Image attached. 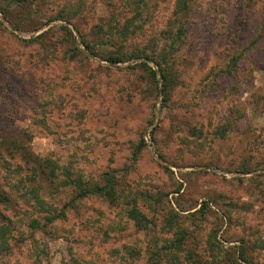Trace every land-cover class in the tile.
Here are the masks:
<instances>
[{"label":"rangeland","instance_id":"1","mask_svg":"<svg viewBox=\"0 0 264 264\" xmlns=\"http://www.w3.org/2000/svg\"><path fill=\"white\" fill-rule=\"evenodd\" d=\"M175 2L0 0V136L14 143L23 131L37 156L25 167L0 144V187L11 194L0 223L12 220L0 264H235L243 252L264 264V0H195L186 38L166 61ZM119 27L133 37L117 38ZM111 50L124 61L99 55ZM156 61L171 66L166 92ZM47 161L61 182L68 171L96 181L125 171L120 183L133 196L161 199L149 214L155 227L140 230L100 196L49 224L31 205L36 192L60 209L68 188L41 180L42 190L17 194L35 185L25 175L49 173ZM200 207L196 219L175 214ZM184 234V250L170 247Z\"/></svg>","mask_w":264,"mask_h":264},{"label":"trees","instance_id":"2","mask_svg":"<svg viewBox=\"0 0 264 264\" xmlns=\"http://www.w3.org/2000/svg\"><path fill=\"white\" fill-rule=\"evenodd\" d=\"M133 0H131L132 2ZM195 0H176L175 5L173 7L172 13L169 16L166 26L167 28L163 30V34L169 35V37H166V39H170L169 43V50L167 51V53L165 54L166 56V61L168 59V56L171 55H175L176 51L179 49V42L182 43L185 38H186V31H187V27L191 21L190 18V14H191V10L194 7ZM139 4V1H136ZM130 4V2H129ZM0 11L3 12L4 8L1 7ZM263 15V20L261 22V34H264V13ZM126 27L130 26L129 22H126ZM119 34L116 37H124L122 39L123 42H126L127 40L131 39L133 37V33L130 32L129 28H118ZM85 45V47L89 50H91L92 45L89 43H83ZM244 50V49H243ZM92 51V50H91ZM248 51V50H247ZM82 53V51H80ZM116 53H118L116 50H111L109 54H104V53H100L99 55H101L103 57V59L112 62V63H119L121 61H124V54H120L117 55ZM144 55V54H143ZM244 54L241 52L239 53L238 56L242 57ZM146 56L148 57V54H146ZM131 57H139V55H134V56H128L126 58H131ZM171 58V57H169ZM234 58V55L231 57V59ZM157 65L159 66L160 70L162 71V77H163V91L166 92V90L169 87V80H168V69L171 68V66H166L164 63L160 62V61H156ZM144 66H146L147 68V72L148 74L152 77V78H156L157 76V72L148 65V63L144 62L143 63ZM226 71L227 68L225 69ZM157 80H155L156 82ZM157 88V85H156ZM16 132V130L13 131V133ZM192 133V132H191ZM195 134V132H194ZM29 135V134H28ZM13 137H18V139H14L15 142L13 143L12 141L9 140L8 137H4V136H0V144L4 145L6 149H12V155L13 156H18L20 157V159L22 160V162L24 163V166H29L32 167V165H34L37 162V156L34 155V153L31 151L30 147H29V138L26 136V134L23 131H19L18 133L15 134V136ZM141 143L139 148L135 151V154H132L131 159H133V155L138 156L141 152H142V146L145 145V139L142 136L141 137ZM203 148H201V150H197L198 152H201ZM41 162V161H38ZM48 162V161H47ZM50 166V171L49 173H47L44 170H40V176L39 180H37L36 178H34V176H30L29 174L25 175L22 178V182L23 184H26L28 181L33 180L35 182L34 186H30L31 188L27 187L26 189L28 190H21V192H17L18 195H24L23 193L27 192V193H31V192H36V191H40L42 190L43 186H47L46 184H57L58 187H56V189L62 188V187H66L70 190V193L72 194V198L70 200H68V202L62 207V208H55L57 206H55L53 203L49 202L47 199H45L46 196H40V194H37L36 192V196L33 199V202L31 205H38V206H43L45 209V211L47 212V214H45L44 217H46L47 222L49 224H51V222L55 221L57 218H62L64 217L66 214V211L68 209H73V210H77L79 209V201H82L86 198L92 197V196H100L104 199H106L108 202L113 203L114 205H119L122 206V208L125 207L126 209V213L128 214V218H130L131 220H133L136 224V226L140 229V230H145L148 231V229H150L151 224L153 223L152 221H149V214L151 211H154L155 213L158 212V208L159 205L161 203V199L159 198H153L154 194H149V193H144V192H139L137 193L135 196H133L134 192H132V188H130L128 186V184H124L122 185L120 183L121 179L123 176L126 175L125 171H122L121 169H116V168H112V170L104 172L103 174V179L100 180H94V178H83L82 176L76 175V176H72V172L68 171V177L67 180L65 181H59L58 180V175L56 174V170L55 168V164H49ZM36 167L38 168V166L36 165ZM35 167V168H36ZM168 168V167H166ZM44 182H42V181ZM38 182V183H36ZM53 182V183H52ZM59 183V184H58ZM11 184H13L11 182ZM37 184V185H36ZM178 186L177 191L176 192H180L181 187H182V183L177 184ZM52 192V191H51ZM133 193V194H132ZM10 193L9 190H6L4 188L0 187V203L3 202H8L10 199ZM48 201V202H45ZM167 202H172V200L167 197ZM206 203H203V206ZM84 205V204H83ZM154 205V207L152 208V206ZM84 207V206H83ZM158 207V208H156ZM202 207L194 210V211H190L188 213H181L178 210L176 211V216L179 217H191L192 219H196V217H200L203 216L204 212L202 210ZM156 208V209H155ZM60 210L58 211V214H56L55 216H53L52 214H49V210L54 211V210ZM76 211V212H77ZM81 212V211H80ZM78 213V212H77ZM171 213H169L167 215L166 218V224L165 226H168V224L173 225V217L170 216ZM4 219L6 220V217H4ZM35 220V219H34ZM12 220H8V222L4 221L3 223H0V248L1 249H9V243H8V238L6 237V231L9 230V222H11ZM35 226L38 227V221L35 220ZM155 222L152 224L153 228L155 227ZM178 225V224H175ZM178 227V226H176ZM185 237L184 235H181L179 238H175L174 240H172V242H170V247H174L175 250H184L185 249V244L183 242ZM167 247V246H165ZM164 247V248H165ZM163 248V247H162ZM159 251V252H164L165 249ZM239 251L241 253L242 249L244 248L243 245L238 246ZM245 252H243L240 254L239 259L240 261L235 262L233 260V262L235 264H254V262H252L251 260H248L245 255ZM156 256H159V258L161 257V254L159 253H154ZM163 255V254H162ZM62 264H72L69 261H63Z\"/></svg>","mask_w":264,"mask_h":264},{"label":"crops","instance_id":"3","mask_svg":"<svg viewBox=\"0 0 264 264\" xmlns=\"http://www.w3.org/2000/svg\"><path fill=\"white\" fill-rule=\"evenodd\" d=\"M177 167H182V166H177ZM198 168H200V166H198ZM189 211H194V208H191V209H189V210H184V212H189Z\"/></svg>","mask_w":264,"mask_h":264}]
</instances>
